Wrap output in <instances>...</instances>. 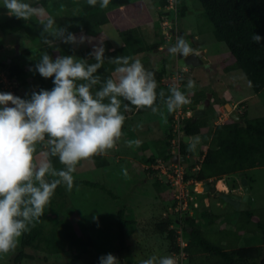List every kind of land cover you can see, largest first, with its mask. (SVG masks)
Here are the masks:
<instances>
[{"label": "rangeland", "instance_id": "1", "mask_svg": "<svg viewBox=\"0 0 264 264\" xmlns=\"http://www.w3.org/2000/svg\"><path fill=\"white\" fill-rule=\"evenodd\" d=\"M27 1L37 5V0ZM178 1H182L186 7L183 17H179L177 14ZM158 2L159 0H121L118 7L108 11L109 21L102 27L98 36H87L84 33L76 35L78 38L83 35L91 40L90 42L86 40L83 44H71L72 54L70 56L80 59L81 49L92 51L93 46L104 45L105 41H108L111 48L120 46L122 39L119 37L118 31L132 27L139 28L147 42L158 43L160 40L156 37V33L162 29L165 39L159 46V50L169 48L175 43L176 37L183 36L195 52L203 55L206 62L196 66L188 65L180 69L177 64V56H172L165 51H154L155 49L143 55L142 61L138 58L141 62H148L149 66H158L162 58L167 59L166 73L161 84L182 89L184 85L181 78L184 79L186 76L187 83L189 80L195 81L196 87L188 91L187 98H194L197 93L205 94V99L209 98V106L205 108L206 111L203 115L211 118L217 110L218 115L214 117L216 123L228 120V116L224 115L221 109L225 103H230L239 112L246 110L248 118L263 117L264 89L259 93H253L244 74L233 68L236 59L227 45L216 39L213 26L206 17L200 0H168L165 9L160 7ZM111 5H116V2L110 1L108 6ZM171 11L173 14L170 13ZM47 16L48 14L44 10V15H38V18L43 21ZM9 19L7 9L4 8V0H0V62L6 61L8 64H12L15 55L25 49H29L30 54L39 59L45 51L53 59L60 56L58 50L49 53L50 51L46 49L48 45L41 41V22L28 26L22 33L8 34L2 25ZM65 45L61 42V48ZM42 48L45 51H42ZM34 69L33 66H27V83L19 87V92L15 96L29 99L32 91L51 89L50 85H53L54 77L45 78L48 85L42 87L39 80L40 74ZM2 71L4 69L0 66V80L6 74L5 71L4 73ZM6 93H10V91L8 90ZM186 106L194 111L198 104L188 103ZM170 115L167 109H162L157 113L145 112L126 117L121 138L116 142L114 148L106 152L109 155L107 167H98L96 165L98 160L93 158L82 160L77 164L76 171L73 173L74 180L88 181L99 186L73 185L71 191L64 187L66 191L64 202L71 207L67 218L72 227L69 231L81 236L83 243L88 247L87 251L81 255L82 262L85 261L82 264H99V258L109 253L117 257L120 264H142V261L153 256L157 258L171 256L175 259L176 264H180L181 259L178 260L176 254L168 251L170 244L166 235L154 234L151 230L152 222L159 220L161 215H164L166 208L172 207L174 202L172 189L168 186L167 178L164 175L159 179L164 184L155 186L154 181L158 176H149L142 166L147 157L158 155V148L161 144L157 143L160 140L161 142L165 141L170 135L169 128L171 123L174 124L169 119ZM176 126L175 124L174 127L172 126L173 130ZM208 130L209 127L203 129L204 132ZM197 138H199L198 143L196 142ZM135 140L141 142L140 146L136 147L133 144L132 147H129L127 142ZM191 144H195V149L190 165L198 162L202 157L198 152L200 150L204 152L207 148L202 143L201 135L191 137ZM157 145L159 146L157 147ZM163 148H165L164 145ZM36 149L34 157L38 162L43 158L41 153L47 149L42 144H37ZM125 169L128 173L127 176L123 174ZM243 174L250 187L249 203L254 212L261 214L260 218L264 220V166L248 169ZM222 179L224 184H228L230 192L233 189L234 191L241 190L239 173L222 177ZM218 184L219 182L216 181L211 183V185H216L217 189L222 190L224 186L219 188ZM195 196L198 207L193 208L189 215L199 221L210 240L228 247L247 245L248 238L252 237V233L257 230L256 225L251 224L249 226L251 232L242 236L245 227L238 230L237 233L236 228L245 215L235 210L230 204H227V207L223 205L219 208L216 204L221 203L222 200L209 192L202 193L199 189L198 192H195ZM120 211L123 212V220L130 222L124 225L125 239L128 245L125 250H120L115 236L119 229ZM206 212H212L216 216L209 218L206 216ZM217 215H220V219L217 218ZM45 216L41 217L43 221H46ZM52 221L53 223L57 222V219L53 218ZM49 224L45 225L51 226ZM176 229L177 238L183 237L178 232L180 226ZM13 253V251L0 253L1 263L12 264ZM74 253H78L77 247H74L71 252L49 255L46 261L25 259L20 264H65L71 260ZM39 254L43 255V252Z\"/></svg>", "mask_w": 264, "mask_h": 264}, {"label": "trees", "instance_id": "2", "mask_svg": "<svg viewBox=\"0 0 264 264\" xmlns=\"http://www.w3.org/2000/svg\"><path fill=\"white\" fill-rule=\"evenodd\" d=\"M110 1H115L116 5L108 6L106 9H101L99 5L90 7L87 5L86 0H37L36 4L41 5L48 14L43 21L48 18H54L57 25L67 27L68 32L75 35L84 33L87 36L96 37L100 34L102 27L109 21L108 11L118 7L121 3V0ZM25 2L34 5L27 0ZM178 2L179 9L177 14L179 17H183L186 7L182 1ZM200 2L206 17L213 26L216 39L224 42L235 57L236 62L233 68L240 70L244 74L253 93L261 92L264 89V39L260 43H256L252 40V36L256 33L264 38V0H200ZM158 3L160 7L165 9L168 0H159ZM170 13L173 14L172 11ZM40 22L42 20L38 16H34L28 22L10 17L2 27L8 34L14 32L22 33L28 26ZM118 35L122 39L120 46L111 48L108 41L104 42L105 62L103 67L98 70V74L102 77L110 76L115 71L116 65L109 63V58L129 56L133 60L139 58L142 61L144 59L143 55L159 48L165 39L162 29L156 33V37L160 40L158 43L147 42L139 28L132 27L120 30ZM71 48V44H66L61 48V41H55L53 47L47 46L46 49L50 51L49 53L58 50L60 56H70L72 54ZM42 51L45 50L42 48ZM90 52V50L81 49L80 59H88L89 63H95V60L89 56ZM13 60L12 64H8L6 61L0 62V66L4 69L15 92L18 93L19 87L27 83V66L35 68L39 58L32 56L29 49H25L18 52ZM147 63L146 61L142 62L146 70L154 72L157 82V102L154 106L160 110L167 109L159 98L161 91H164L165 95L169 94L168 89L170 86L161 84L162 78L166 73L167 59L162 58L158 66H149ZM39 80L42 87L48 85L45 78L40 76ZM181 82L184 85L181 91L187 96L189 90L186 87V76L184 79L181 78ZM3 86L4 83L1 81L0 93L3 91ZM50 86L51 89L54 87V85ZM205 98V94L197 93L192 103H202ZM123 103L128 102L123 101ZM129 107L131 110L128 112H123V107L121 109L125 117L132 114L152 112L149 108L137 110L135 106L130 104ZM169 119H171V122L173 121L172 114ZM213 122L214 117L208 118L207 115L196 116L193 113L182 120L181 131L183 134L189 137L201 135L202 143L207 147L204 152L202 150L198 152L200 156H203L199 168L196 170L191 168L190 171H186L185 179H193L196 182H208L211 178L220 179L231 174L245 172L257 166H264V116L248 118L245 110L240 112L239 121L229 119L221 124H214ZM172 126L173 123H171L169 128L170 135L166 140L162 142L160 140L157 143L161 144L160 148H158V155H151L144 160L149 165L145 170L152 176H156L157 172L151 165L156 163L158 159L166 161L171 157L169 150H163L162 146L170 145L174 134ZM206 127H209V130L204 132L203 129ZM190 144L191 141L185 142L181 138L179 148L181 154L190 157L194 155V150L189 149ZM92 158L98 160L96 164L98 167L108 165L105 158L101 155H96ZM50 159L55 168L60 169L63 167L59 163L58 158L50 157ZM220 183L218 186L222 188L223 185ZM162 184L164 183L156 177L154 185ZM74 185L99 187L95 183L80 180H74ZM64 187L66 185L58 186L49 204L45 206L44 215H46V221L41 218L38 221H34V226H29V230L19 238V244L13 250L12 264H20L25 259L46 261L48 260L47 256L71 252L74 247H77L78 253H74L71 260L65 264L85 263V261L82 262L81 255L87 251L88 247L83 243L81 236L69 231L71 224L67 218L71 207L64 202L66 199ZM168 211V208H166L165 212L168 213ZM238 212L245 215V217L239 222L236 233L243 227H245V231L242 236L251 232L249 230L251 224L256 225L257 229L252 233V237L248 238L247 245L241 247H228L226 245L225 247L214 243L207 237L195 217L190 219L183 218L178 225L170 216L161 215L159 220L152 222L151 230L154 234L166 235L170 244L168 251L179 255L181 250L177 243L176 228L180 226L182 236L187 243L183 248L186 253L185 258L182 260L183 264H264V220H255L253 209ZM211 215V213L206 212V216L209 218H211ZM119 216H121L118 222L119 229L115 236L120 250H125L128 245L125 239L124 225L130 222L123 220L122 211H120ZM53 218L57 219V222L53 223ZM46 223H50L51 226L45 225ZM172 225L175 227H172ZM40 252H43V255L39 254ZM0 264H2L1 261Z\"/></svg>", "mask_w": 264, "mask_h": 264}, {"label": "clouds", "instance_id": "3", "mask_svg": "<svg viewBox=\"0 0 264 264\" xmlns=\"http://www.w3.org/2000/svg\"><path fill=\"white\" fill-rule=\"evenodd\" d=\"M86 3L90 7L99 5L101 9H106L110 0H86ZM4 8L9 17L26 22L34 16L44 15L41 5H32L25 0H4ZM40 25L42 42L49 47H53L55 41L83 44L91 40L83 35L78 38L68 32L67 27L57 25L54 18H48ZM262 39L256 33L252 36L256 43ZM167 51L172 56L183 57L196 53L183 36L176 37L175 43ZM104 53L102 44L93 46L89 56L95 63H89L88 59H76L74 56L58 55L53 59L45 51L34 71L43 78L54 77L51 90L32 91L29 99L15 96V90V95L0 93V253H8L16 248L19 238L29 230V226H34V221L45 214V206L58 186L66 185L68 191L72 190L73 173L80 161L104 154L115 147L122 136L125 122L122 107L123 112L131 110L129 104L137 110L149 108L153 113L160 111L154 106L157 102L154 72L146 70L139 59L118 56L108 59L109 63L116 65L114 73L102 77L98 70L104 65ZM5 77L8 78L6 74ZM186 87L188 90L194 89L195 81L189 80ZM181 90L172 86L168 89V95L164 91L159 93L160 102L166 106L169 114L193 102L195 97L187 98ZM195 110L192 109L194 115ZM227 119H230L229 116ZM196 142H199V138ZM140 143L139 140L127 142L129 147L133 144L139 147ZM37 144L47 149L41 153L43 158L38 162L34 157ZM189 149L194 150L195 144H190ZM179 155H182L181 152ZM185 156L189 158L190 169L199 168L203 156L192 165V156ZM50 157L58 158L63 167L55 168ZM123 174L128 175L126 169ZM215 181L223 179L211 178L208 183L211 185ZM178 217L181 221L184 218ZM99 264H120V261L109 253L99 258ZM142 264H176V261L171 256H153L142 261Z\"/></svg>", "mask_w": 264, "mask_h": 264}, {"label": "built area", "instance_id": "4", "mask_svg": "<svg viewBox=\"0 0 264 264\" xmlns=\"http://www.w3.org/2000/svg\"><path fill=\"white\" fill-rule=\"evenodd\" d=\"M3 81L5 82V85L3 87L2 93H6V91L9 90L10 93L15 95L14 88L10 80L4 77ZM191 114L192 111L186 105H183L181 108L177 109L175 112L172 113L173 122L177 126L175 130H173L174 134L171 138L170 145L165 147V149L169 150L171 154L170 158H172L175 154H180L179 147L181 138L183 136L181 131L182 120L185 117H189ZM167 162V160L163 161L161 159H158L156 163L151 165V167L158 173L159 178L162 175L166 176L168 184L172 189V197L174 200L172 206L173 213L180 217H183L186 214H189V212H191L193 208L198 207V203L195 196V192L199 191L198 182L193 179H185L186 169L180 161L177 163L172 162L171 164H167ZM178 232L180 236H182V230L180 229ZM177 243L179 244L181 251L179 255H176L178 256V260L181 259L180 264H183L182 260L186 256V253L183 251V248L186 246L187 243L183 239V237H178Z\"/></svg>", "mask_w": 264, "mask_h": 264}, {"label": "water", "instance_id": "5", "mask_svg": "<svg viewBox=\"0 0 264 264\" xmlns=\"http://www.w3.org/2000/svg\"><path fill=\"white\" fill-rule=\"evenodd\" d=\"M168 48H164L161 51H167ZM154 51H159V49H155ZM206 62V60L202 59L200 54H196L192 52L189 56L183 57L177 55V64L180 69L183 67H186L188 65L196 66L199 64H203ZM209 100L206 99L203 103L199 104L197 109L195 110V115H203L205 113V108L209 106ZM222 110L225 114L229 116L230 119L233 121H239L240 120V114L236 109H233V107L229 103H225V105L222 107ZM189 136H184L183 140L185 142L189 141ZM181 161L183 166L186 168L187 171L190 170L189 168V158H187L185 155H177L175 154L171 159L168 160L167 164L177 163ZM240 184H241V190H237L234 192H220L217 190V187L210 185L208 182L204 183H198V190L200 189L201 192H209L211 194H216L218 199L222 200L224 205L230 204L233 206L237 211H243L250 209L249 196H250V187L248 185V181L246 177L244 176L243 172H240ZM168 214L170 215L171 219L174 220L176 223L181 222V218L173 214V208H170L168 211ZM192 218L191 215L185 216L184 219H190Z\"/></svg>", "mask_w": 264, "mask_h": 264}, {"label": "crops", "instance_id": "6", "mask_svg": "<svg viewBox=\"0 0 264 264\" xmlns=\"http://www.w3.org/2000/svg\"><path fill=\"white\" fill-rule=\"evenodd\" d=\"M197 53V52H196ZM197 54H200V53H197ZM200 56L203 58V55L202 54H200ZM208 100H209V98H207ZM206 100V99H205ZM217 110H215V114L213 115V117H216V115H218L217 114V112H216ZM126 118V117H125ZM127 119V118H126ZM216 123V121L214 120V124ZM190 139H189V141H191V137H189ZM205 146V145H204ZM101 156H103L104 158H105V161L107 162V163H109V161H108V158L107 157H109V155L107 154V153H104V154H101ZM108 166V165H107ZM107 166H105V167H107ZM142 166H143V168L144 169H146V167H145V163L143 162L142 163ZM149 176H152V175H150L149 174ZM224 177H226V176H224ZM220 191H222V192H227V191H229L228 190V184L227 183H225V185H224V187H223V189L222 190H220ZM236 191V190H235ZM212 195H216V194H212ZM217 197V196H216ZM218 198V197H217ZM210 204V203H209ZM250 204V203H249ZM208 205V204H207ZM219 208H220V206L222 207L223 205H224V203H223V201L221 202V203H217L216 204ZM209 206V205H208ZM207 206V207H208ZM224 207H227L226 205H224ZM171 208V207H170ZM170 208H168V209H170ZM250 209H252V206H251V204H250ZM236 210V209H235ZM212 211V210H211ZM221 211V210H220ZM213 212V211H212ZM212 212H210L212 215H211V217L213 216V217H215L216 216V214H214V213H212ZM222 212V211H221ZM260 217H262L261 216V214H259L258 212L257 213H255L254 214V219L255 220H262ZM217 218H219L220 219V215H217Z\"/></svg>", "mask_w": 264, "mask_h": 264}, {"label": "flooded vegetation", "instance_id": "7", "mask_svg": "<svg viewBox=\"0 0 264 264\" xmlns=\"http://www.w3.org/2000/svg\"><path fill=\"white\" fill-rule=\"evenodd\" d=\"M193 51H194V50H193ZM164 215H165V216H170V215H169L168 213H166V212H164Z\"/></svg>", "mask_w": 264, "mask_h": 264}, {"label": "bare ground", "instance_id": "8", "mask_svg": "<svg viewBox=\"0 0 264 264\" xmlns=\"http://www.w3.org/2000/svg\"><path fill=\"white\" fill-rule=\"evenodd\" d=\"M221 183L223 184V186L225 185L223 181H221ZM223 186H222V187H223ZM219 188H220V187H219Z\"/></svg>", "mask_w": 264, "mask_h": 264}]
</instances>
